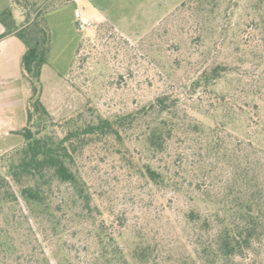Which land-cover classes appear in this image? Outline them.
<instances>
[{"label":"trees","instance_id":"obj_1","mask_svg":"<svg viewBox=\"0 0 264 264\" xmlns=\"http://www.w3.org/2000/svg\"><path fill=\"white\" fill-rule=\"evenodd\" d=\"M73 2L0 13L27 89L22 143L0 156V264H76L78 233L87 264H264V0H183L134 44L106 21L78 29L64 80L85 101L56 120L46 17ZM130 64L135 89L163 88L102 108L97 88L124 91Z\"/></svg>","mask_w":264,"mask_h":264},{"label":"rangeland","instance_id":"obj_2","mask_svg":"<svg viewBox=\"0 0 264 264\" xmlns=\"http://www.w3.org/2000/svg\"><path fill=\"white\" fill-rule=\"evenodd\" d=\"M181 1L183 0H76L75 3L73 2L57 9H66L64 13L67 11L69 20L70 15L74 16L72 26H70L69 20L65 25L58 24L60 21H57V23L55 17H61V14H56L58 12L53 13L57 11L54 10L48 13L46 17L51 33L48 65L51 63L55 64L62 76H67L78 43V38L80 37L76 25L78 21L98 22L101 18H107L120 29L125 30L131 38H134L137 34H141L146 28L153 24L157 17L169 12L173 6L179 4ZM12 4L11 1L10 6H12ZM15 11L18 13V10ZM55 22L56 25L54 26ZM95 26L96 24L93 23L92 27L85 30L84 33L92 34ZM131 43L134 44L135 42ZM98 53L99 55L100 53L102 54L101 57L106 56L108 59L113 58V52L105 54V50L102 48H99ZM120 58L121 57H119L118 60H120ZM130 66L134 70V78H132V80H127L126 83L123 84L125 92L118 90L116 92L109 91L108 93L105 92V88H100L101 90L97 88V90H99L98 102L102 108L105 109V105L111 104L112 99L115 102H122L130 98H151L154 93H157L163 88L162 84L158 83V85H156V80L153 79L154 84L151 89H147L148 86L146 85L135 89L134 85H136V81L142 80V71L138 70L136 64H130ZM115 67L120 73L124 71V68L121 69L118 63H115ZM136 69L138 71H136ZM148 75L150 76V74ZM41 81L43 83V102L56 120L70 115L83 106L85 101L83 95L71 87L65 80L53 77L49 72L48 66L44 67ZM5 172L6 167H1L0 164V173L4 175ZM165 197V199L171 203L172 218L180 217L182 203L176 202L175 200L177 199L172 197L170 193L166 194ZM83 237L84 235L81 233L75 236L69 234L65 237L68 241V247L74 252V262L76 264H87L88 261L85 258L86 253L81 244L84 242ZM59 244L60 242L58 241L54 242L53 248L56 253ZM48 257L50 258L51 264H54L49 254Z\"/></svg>","mask_w":264,"mask_h":264},{"label":"crops","instance_id":"obj_3","mask_svg":"<svg viewBox=\"0 0 264 264\" xmlns=\"http://www.w3.org/2000/svg\"><path fill=\"white\" fill-rule=\"evenodd\" d=\"M11 1L12 0H0V13L4 9L10 7ZM75 2L76 0H74V3ZM179 4L173 6L169 12L157 17L153 24L146 28L141 34H137L134 38H131L125 30L120 29L115 23L107 18H101L98 22L92 21V23L97 24L101 21H106L119 31L129 42H136ZM65 10L66 9H60L53 12L61 14V17H55L56 22L60 21L59 23L57 22L58 24L65 25L68 22V13L67 11L64 13ZM15 15L18 16L19 12L17 13L15 11ZM69 17V24L72 26L74 16L70 15ZM56 22L54 26L56 25ZM4 31L5 29L0 23V35L3 34ZM79 39L80 37L78 38V43ZM22 51V43L15 36H7L0 40V156L22 143L21 136L16 135L15 133L25 125V98L27 96V89L23 84L20 75V57ZM48 69L53 77L64 80V76H62L60 70H58L55 64H49Z\"/></svg>","mask_w":264,"mask_h":264},{"label":"built area","instance_id":"obj_4","mask_svg":"<svg viewBox=\"0 0 264 264\" xmlns=\"http://www.w3.org/2000/svg\"><path fill=\"white\" fill-rule=\"evenodd\" d=\"M92 22H84V21H78L76 23L77 28L81 31H85L87 29H90L92 27Z\"/></svg>","mask_w":264,"mask_h":264}]
</instances>
